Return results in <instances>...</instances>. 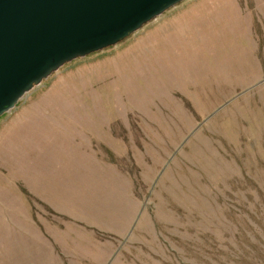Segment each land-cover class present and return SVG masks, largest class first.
<instances>
[{
    "label": "rangeland",
    "instance_id": "obj_1",
    "mask_svg": "<svg viewBox=\"0 0 264 264\" xmlns=\"http://www.w3.org/2000/svg\"><path fill=\"white\" fill-rule=\"evenodd\" d=\"M0 264H264V0H183L0 116Z\"/></svg>",
    "mask_w": 264,
    "mask_h": 264
},
{
    "label": "water",
    "instance_id": "obj_2",
    "mask_svg": "<svg viewBox=\"0 0 264 264\" xmlns=\"http://www.w3.org/2000/svg\"><path fill=\"white\" fill-rule=\"evenodd\" d=\"M183 0H0V116L63 65Z\"/></svg>",
    "mask_w": 264,
    "mask_h": 264
}]
</instances>
